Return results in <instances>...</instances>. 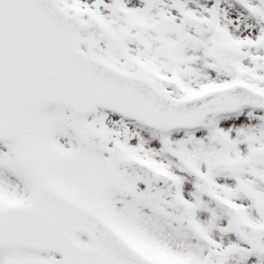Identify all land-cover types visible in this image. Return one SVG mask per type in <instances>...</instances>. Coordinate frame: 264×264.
Instances as JSON below:
<instances>
[{
  "label": "snow or ice",
  "instance_id": "snow-or-ice-1",
  "mask_svg": "<svg viewBox=\"0 0 264 264\" xmlns=\"http://www.w3.org/2000/svg\"><path fill=\"white\" fill-rule=\"evenodd\" d=\"M0 264H264V0H0Z\"/></svg>",
  "mask_w": 264,
  "mask_h": 264
}]
</instances>
